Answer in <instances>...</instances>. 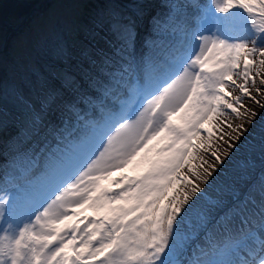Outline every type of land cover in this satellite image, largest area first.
Masks as SVG:
<instances>
[{"label": "snow or ice", "instance_id": "6c2138e0", "mask_svg": "<svg viewBox=\"0 0 264 264\" xmlns=\"http://www.w3.org/2000/svg\"><path fill=\"white\" fill-rule=\"evenodd\" d=\"M169 10L194 25L183 53L138 50L140 14L114 7L30 27L7 80L0 53V153L81 124L38 178L0 194V264H181L201 242L209 250L189 264H264V171L238 168L209 191L249 131L229 115L264 108V0Z\"/></svg>", "mask_w": 264, "mask_h": 264}, {"label": "rangeland", "instance_id": "374dc122", "mask_svg": "<svg viewBox=\"0 0 264 264\" xmlns=\"http://www.w3.org/2000/svg\"><path fill=\"white\" fill-rule=\"evenodd\" d=\"M179 3L180 0H119L115 4H100L92 2H73V0H0V53L3 57V77L7 80L11 74V66L16 58V45L22 34L30 27L40 21L52 16H64L76 13H95L105 7H122L126 13H139L137 49L147 51L145 41L153 42L155 47L162 53L177 54L183 53L191 40V29L194 26L191 17L175 19L169 16L170 3ZM206 3V0H202ZM198 15L199 13H195ZM211 15L203 24L211 22ZM157 18L161 24L159 28L154 27L153 19ZM233 18L237 21L239 33L250 34V14L236 12ZM27 25L28 29L24 30ZM205 28V26H202ZM209 29V28H208ZM155 39V40H153ZM156 41V42H155ZM99 72V68L93 69ZM102 74L98 84H102ZM259 80L256 87H259ZM264 103V97H261ZM246 104H251L245 99ZM255 107L257 116L229 115L228 119L234 123H244L249 131L246 134L243 147L230 161H226V167L221 169L217 176L216 183L210 192L214 193L216 188L222 183L231 179L238 168L248 166L252 170L254 177L256 173L263 171L264 164V108L259 105ZM92 106L88 105L81 113L85 119L91 115ZM248 121H251L249 124ZM81 128V124L73 122L66 124L59 135H47L35 142L24 140L12 151L4 150L0 153V194L15 193L18 187H22L28 180L38 178L40 165L50 153H58L67 140ZM223 150L221 152V155ZM223 158V157H222ZM30 167L32 175L25 178H18L19 167ZM206 166V165H205ZM26 168V167H25ZM29 172V174H30ZM119 175V173H115ZM201 187H205L201 184ZM6 226V225H5ZM187 226H185L186 228ZM214 242V238H213ZM210 245L200 243L188 247L185 256L187 264L197 258H204L202 252H207Z\"/></svg>", "mask_w": 264, "mask_h": 264}, {"label": "trees", "instance_id": "16d2710c", "mask_svg": "<svg viewBox=\"0 0 264 264\" xmlns=\"http://www.w3.org/2000/svg\"><path fill=\"white\" fill-rule=\"evenodd\" d=\"M114 8L120 9L122 12L126 13V11L122 7L116 6ZM27 29H28V27H27V25H25L24 26V30H27ZM262 168H263V171H264V164H263ZM258 178H259V173H256V176L254 177V179H258Z\"/></svg>", "mask_w": 264, "mask_h": 264}, {"label": "bare ground", "instance_id": "6f19581e", "mask_svg": "<svg viewBox=\"0 0 264 264\" xmlns=\"http://www.w3.org/2000/svg\"><path fill=\"white\" fill-rule=\"evenodd\" d=\"M212 15H215V13L212 12ZM202 26H205V29L211 28V22L208 25L207 24H205V25L203 24Z\"/></svg>", "mask_w": 264, "mask_h": 264}]
</instances>
